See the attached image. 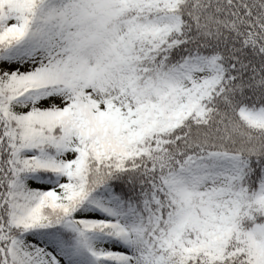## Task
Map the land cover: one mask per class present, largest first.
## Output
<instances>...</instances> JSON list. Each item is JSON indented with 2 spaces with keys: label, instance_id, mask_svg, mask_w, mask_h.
Listing matches in <instances>:
<instances>
[{
  "label": "snow or ice",
  "instance_id": "snow-or-ice-1",
  "mask_svg": "<svg viewBox=\"0 0 264 264\" xmlns=\"http://www.w3.org/2000/svg\"><path fill=\"white\" fill-rule=\"evenodd\" d=\"M0 264H264V0H0Z\"/></svg>",
  "mask_w": 264,
  "mask_h": 264
}]
</instances>
